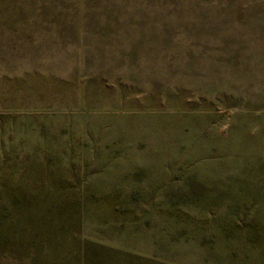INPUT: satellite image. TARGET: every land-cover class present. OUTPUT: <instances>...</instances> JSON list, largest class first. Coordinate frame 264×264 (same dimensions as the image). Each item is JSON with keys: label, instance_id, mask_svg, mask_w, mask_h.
Returning a JSON list of instances; mask_svg holds the SVG:
<instances>
[{"label": "rangeland", "instance_id": "rangeland-1", "mask_svg": "<svg viewBox=\"0 0 264 264\" xmlns=\"http://www.w3.org/2000/svg\"><path fill=\"white\" fill-rule=\"evenodd\" d=\"M0 264H264V0H0Z\"/></svg>", "mask_w": 264, "mask_h": 264}]
</instances>
